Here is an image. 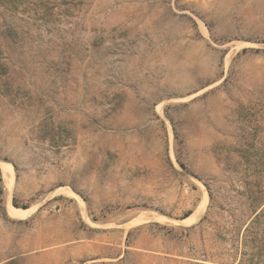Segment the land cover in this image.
<instances>
[{"label":"rangeland","instance_id":"374dc122","mask_svg":"<svg viewBox=\"0 0 264 264\" xmlns=\"http://www.w3.org/2000/svg\"><path fill=\"white\" fill-rule=\"evenodd\" d=\"M0 264H264V0H0Z\"/></svg>","mask_w":264,"mask_h":264},{"label":"crops","instance_id":"0c3cea01","mask_svg":"<svg viewBox=\"0 0 264 264\" xmlns=\"http://www.w3.org/2000/svg\"><path fill=\"white\" fill-rule=\"evenodd\" d=\"M60 201L67 202L63 207L59 206V212H61L59 214V221L66 227L64 239L76 241L79 237L86 235L88 229L85 226H80L81 222H83V218L80 213L76 212L74 201H67L65 197L60 198L59 202Z\"/></svg>","mask_w":264,"mask_h":264},{"label":"bare ground","instance_id":"6f19581e","mask_svg":"<svg viewBox=\"0 0 264 264\" xmlns=\"http://www.w3.org/2000/svg\"><path fill=\"white\" fill-rule=\"evenodd\" d=\"M227 57H228V55H227ZM9 165V164H8ZM3 170V176L5 177V179L7 180V185L8 186H10V184H11V181H12V177H13V171H12V169L10 168V167H8V166H3V168H2ZM9 198V197H8ZM7 202V201H6ZM202 202V201H201ZM205 202V201H204ZM9 203H10V201H9ZM8 204V203H7ZM203 205H205V204H203ZM202 206V205H201ZM203 207V206H202ZM201 207V208H202ZM200 208V209H201ZM204 208V207H203ZM199 209V210H200ZM25 210V209H24ZM23 210V211H24ZM20 211V209L18 208H15V207H10L9 205L7 206V213H8V215L10 216V217H21V216H23V215H25V213L24 212H19ZM145 212V211H144ZM148 212V211H147ZM198 213V212H197ZM149 214V213H148ZM142 215V214H141ZM193 215V214H192ZM25 217V216H24ZM154 217V216H153ZM157 218V217H156ZM160 218V217H159ZM187 219V218H186ZM185 219V220H186ZM196 219H197V217L195 216L191 221L193 222V221H196ZM199 219V218H198ZM87 221V220H86ZM139 221V220H138ZM183 221H184V219H183ZM88 222V221H87ZM180 222V221H179ZM178 222V223H179ZM191 222V223H192ZM139 223V222H138ZM137 223V224H138ZM141 223V222H140Z\"/></svg>","mask_w":264,"mask_h":264},{"label":"built area","instance_id":"2783aa9c","mask_svg":"<svg viewBox=\"0 0 264 264\" xmlns=\"http://www.w3.org/2000/svg\"><path fill=\"white\" fill-rule=\"evenodd\" d=\"M53 208H55V209H56V207H53Z\"/></svg>","mask_w":264,"mask_h":264}]
</instances>
